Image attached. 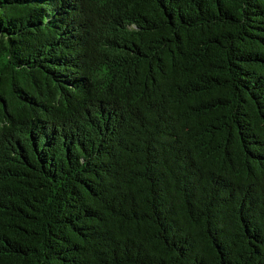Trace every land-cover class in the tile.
<instances>
[{
	"label": "trees",
	"instance_id": "obj_1",
	"mask_svg": "<svg viewBox=\"0 0 264 264\" xmlns=\"http://www.w3.org/2000/svg\"><path fill=\"white\" fill-rule=\"evenodd\" d=\"M0 264H264V0H0Z\"/></svg>",
	"mask_w": 264,
	"mask_h": 264
}]
</instances>
